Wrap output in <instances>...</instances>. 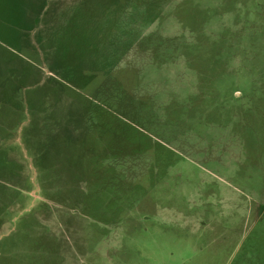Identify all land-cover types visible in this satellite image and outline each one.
I'll list each match as a JSON object with an SVG mask.
<instances>
[{
	"label": "rangeland",
	"instance_id": "rangeland-1",
	"mask_svg": "<svg viewBox=\"0 0 264 264\" xmlns=\"http://www.w3.org/2000/svg\"><path fill=\"white\" fill-rule=\"evenodd\" d=\"M0 264H264V0H0Z\"/></svg>",
	"mask_w": 264,
	"mask_h": 264
},
{
	"label": "crops",
	"instance_id": "crops-1",
	"mask_svg": "<svg viewBox=\"0 0 264 264\" xmlns=\"http://www.w3.org/2000/svg\"><path fill=\"white\" fill-rule=\"evenodd\" d=\"M238 139H239L240 141H243V140L246 139V137H238Z\"/></svg>",
	"mask_w": 264,
	"mask_h": 264
}]
</instances>
